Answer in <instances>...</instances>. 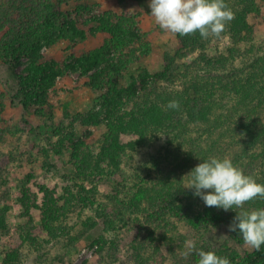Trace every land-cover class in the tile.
<instances>
[{"label":"rangeland","instance_id":"obj_1","mask_svg":"<svg viewBox=\"0 0 264 264\" xmlns=\"http://www.w3.org/2000/svg\"><path fill=\"white\" fill-rule=\"evenodd\" d=\"M19 1L0 0V47L12 45L17 49L33 39L35 47L44 53V62L52 79L48 86L49 106L42 109L45 113L41 115L34 109L26 110L17 97L11 99L18 94V79L0 56V129L6 131L0 141V217L5 225V230L0 229V264L15 252L18 255L15 264H197L192 257L183 255L188 240H194L196 248L203 251V245L212 252L226 245L242 255L246 249H251L249 246L241 248L234 242L228 224L195 228L168 211L164 217H157L160 208L148 206L151 197L143 189L148 188V182L156 183L151 187L158 188V181L151 179L161 178L158 174L147 173L146 177L143 170L138 171L140 167L136 168L137 162L112 168L100 161L98 173L84 177L71 163L68 150L57 156L50 147L51 140L59 142L60 135H56L55 129L62 126L63 133L74 134L77 141L85 138L91 144L92 155L97 156L106 125L111 119L118 122L129 120L146 90H154L158 85L185 90L183 81L158 83L156 80V75L166 68L167 56L175 57L176 68L183 73L197 61L201 51L176 57L180 49L177 34L164 31L155 22L150 0L123 3L119 0H62L65 3L63 11L69 14L68 20L78 28L75 41L60 39L57 23L47 24L39 15L19 21L16 27L10 25V13L18 10ZM255 1L261 15L253 42L241 43L239 52L232 56L227 50L237 45L228 36L212 37L204 50L209 57L225 52L229 59L233 58L230 65L220 71L221 79L229 80L221 82L225 87L220 92L225 95L222 104L226 105L216 110L227 117L230 113L244 116L255 106L254 103H239L240 86L246 88L247 85H243L246 78L259 74L264 80V0ZM233 6L238 8L235 4ZM125 13L132 19L126 25L120 20ZM249 21L256 20L250 16ZM101 22H105L103 27ZM120 23L122 28L126 26V29L146 35L149 51L145 54L138 50L139 57L129 65L117 93L92 90L85 84L81 62L92 57V52L103 48L113 38L107 26L118 30ZM54 40L57 41L52 43ZM114 52L119 56L117 50ZM98 59L102 60L101 54ZM15 62L18 74L26 75L30 57L22 55ZM134 83L137 91L132 94L130 88ZM234 92L236 98L230 99L228 94ZM105 93L106 99L103 98ZM89 112L97 113L99 121L103 122L99 126L86 124L83 116ZM259 112H262L259 127L263 128L264 110ZM237 125L239 123L235 128L241 134L242 126ZM251 135L242 133L239 143L234 142L230 149L231 154L241 160L238 168L243 171L257 168L259 162L264 161V144L253 143ZM129 140V136L124 138V142ZM151 151L152 147L144 149V155ZM154 170L156 174L159 169L151 164L146 172ZM40 185L58 191V196L66 194L69 200L61 210L60 221L54 223L53 233L42 230L39 210L32 209L30 215L25 214L20 201L22 189L37 193ZM132 202L137 204L134 209L130 206ZM158 203L164 206L165 202ZM25 230L33 235L20 244L19 236L24 237ZM22 231L25 232L22 234ZM177 233L184 234V239H179Z\"/></svg>","mask_w":264,"mask_h":264},{"label":"trees","instance_id":"obj_2","mask_svg":"<svg viewBox=\"0 0 264 264\" xmlns=\"http://www.w3.org/2000/svg\"><path fill=\"white\" fill-rule=\"evenodd\" d=\"M74 1L77 2V0ZM119 1L123 3L128 0ZM129 1L142 2L144 0ZM63 3L62 0H21L17 6L18 10L14 9L10 13L11 19L8 23L16 27L19 21L29 19L33 15H39L47 24L57 23L60 39L75 41V30L78 28L68 20L69 14L63 11ZM225 3L234 12L235 18L226 26V30L220 37L228 36L237 45L227 50L233 56L239 52L238 46L241 43L254 41L256 23L261 15V9L255 0H225ZM233 4L238 8L234 7ZM126 15L125 13L120 17L122 24L123 21L124 24L132 21L129 18L131 16ZM250 16L256 21H249ZM122 24L117 25L119 26L118 30H113L108 25L107 31L113 33V38L108 40L103 48L92 52V57H86L85 62H81L86 78L85 84L92 90L106 91L107 94L117 93L120 80L124 78L129 65L139 57L138 50L141 49L145 54L149 51L146 35L135 33L131 28L126 29V26L122 28ZM101 25L103 27L105 22H101ZM120 30L121 32H119ZM27 38L26 36L25 39L27 40ZM177 38L180 42V49L176 57L196 50H200L201 53L197 61L188 66V70L183 73L178 72L174 62L175 57L167 56L169 60L166 63V68L156 75V80L158 83L183 81L186 85L185 90H176L161 85L154 87V90H146L140 101L136 103L135 110L129 120L118 122L111 119L106 125L102 148L99 149L100 152L95 157L90 149L91 144L85 138L77 141L74 134L63 133L62 126H57L55 129L56 135H60L59 142L54 143L51 140L50 147L52 153L57 156H61L64 151L68 150L71 163L84 177L98 173L101 167L100 161L112 168L137 162L136 168L140 167L138 171L143 170L146 177H148L147 174L152 176L158 174L161 180L158 178L151 179L158 181V188L157 186L151 187L156 183L148 182L147 190L143 189L151 197L148 206L154 205L161 209H157V217H164L168 211L195 228H205L210 224L219 223L230 225L236 216L235 210L230 209L225 212L223 209L205 206L202 199L193 196L194 190L185 188L189 179L186 175L195 166L210 157L229 158L238 167L241 160L236 154L232 155L230 149L234 142L239 143L242 133L252 134L251 136L254 137L252 142L261 143L263 146L264 127H259L262 113L259 110H264V80H261L263 77L261 78L259 74L250 75L246 78V83H243V85H247L246 88L240 86L241 95L238 97L241 101L239 103L243 105L246 103L255 104L246 115L230 113V117H227L225 113H218L216 110L226 105L222 104L225 95L220 92L225 87L221 82L229 80L221 79L222 73L220 71L226 69L233 58L229 59L225 52L215 57H209L204 50H206L212 37L207 40L202 39L199 32L187 36L177 34ZM27 41L17 49L12 45L7 46L8 48L0 47V56L11 67L13 75L18 79V94L12 96L11 99L17 97L24 109L30 111L34 109L36 113L42 115L45 113L42 109L47 105L49 106L48 86L52 76L48 74L50 70L44 62V53L35 47L33 39ZM56 41L54 40L52 43ZM116 50L119 52V56H116L114 52ZM98 54H101V61H98ZM22 55L30 57L27 74L24 76L19 75L15 70V61ZM217 72L218 75H216ZM135 86L136 83L131 84L132 94L137 91ZM106 93L104 99L107 98ZM228 95L230 99H235L237 94L234 92L232 95ZM173 100L179 102V109L167 107L168 103ZM83 117L86 124L91 123L99 126V123L103 122L99 121L98 114L95 112L86 113ZM1 118L2 116L0 122ZM236 123H239L237 127L242 126L241 134L235 128ZM5 134L6 131L0 129V141L3 140ZM128 136L131 137V140L124 142V138ZM150 147L153 148V151L144 155V149ZM159 157L160 159H158ZM259 163L257 168H245L243 172L245 175L252 176L257 183L264 185V161ZM151 164L159 169L156 174L155 170L146 172L147 167ZM151 191H153L152 195ZM21 192L20 201L24 213L30 215L32 209L39 210L41 212L42 230L53 233L56 228L54 223L60 221L63 206L69 203L66 194L58 196V191L46 185H40L37 193H33L27 188L22 189ZM134 195L138 196V193ZM161 200L166 203L164 206L159 205L158 202ZM132 203L131 208L137 207V204ZM244 207L248 210L264 209V200L257 198ZM0 229L5 230L2 216L0 217ZM25 231H22V234ZM32 235V232L29 231H26L24 237L20 234V244H22L23 239H30ZM177 235L179 239H184V234L177 233ZM230 235L238 246L246 249L248 245L244 243L238 232L230 231ZM203 247H205L206 252L210 250L206 245ZM213 252L220 257L228 258L231 264H264V245L259 251L253 248L246 249L244 255L226 245L215 249ZM189 257L195 261L199 259L196 253ZM16 262H18L17 252L10 254L4 264H15Z\"/></svg>","mask_w":264,"mask_h":264},{"label":"clouds","instance_id":"obj_3","mask_svg":"<svg viewBox=\"0 0 264 264\" xmlns=\"http://www.w3.org/2000/svg\"><path fill=\"white\" fill-rule=\"evenodd\" d=\"M151 15L161 29L180 36L199 32L202 39L219 38L226 26L235 18L225 0H150ZM178 101H170V109H179ZM186 189L194 190L207 207L225 212L235 210L236 216L228 226L238 232L244 243L259 251L264 245V209H245L257 198L264 200V185L259 184L229 158L210 157L195 166L187 175ZM187 258L193 253L199 257L197 264H231L226 257L212 251L199 250L194 240L186 241Z\"/></svg>","mask_w":264,"mask_h":264}]
</instances>
